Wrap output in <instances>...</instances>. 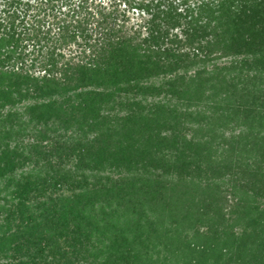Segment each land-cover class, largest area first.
<instances>
[{
	"label": "trees",
	"instance_id": "1",
	"mask_svg": "<svg viewBox=\"0 0 264 264\" xmlns=\"http://www.w3.org/2000/svg\"><path fill=\"white\" fill-rule=\"evenodd\" d=\"M0 1V264H264V0Z\"/></svg>",
	"mask_w": 264,
	"mask_h": 264
},
{
	"label": "rangeland",
	"instance_id": "2",
	"mask_svg": "<svg viewBox=\"0 0 264 264\" xmlns=\"http://www.w3.org/2000/svg\"><path fill=\"white\" fill-rule=\"evenodd\" d=\"M75 1H77V0H75ZM93 1H94L93 4L89 5V9L91 11L96 12L94 5L97 3H99L102 6L101 9L105 13L116 10V13L118 14L117 23L118 24L123 23V25H124L123 28H124V30L126 29V33L133 34V32L137 29L138 31H140L142 33V35L145 34V27H144L145 23L144 22L148 18V15L140 12L139 10L130 9L129 5H128V2H131V1L136 2V1H140V0H128V2L126 0H123V1L122 0H93ZM30 2H31V4H35L37 2V0H30ZM60 3L61 2L59 1L58 4L60 5ZM2 7H3V4L0 1V8H2ZM57 9H58L57 6H55L53 13H57ZM34 11L35 10H32V12H34ZM50 11H51L50 9H47L46 13H50ZM66 11H67V6H64V5L61 6L60 12L65 13ZM41 15H42V13L40 14V16ZM51 19H52L51 16L47 17L48 22H50ZM52 30H53V28H52ZM68 49H71L74 52L75 51L78 52L80 50L79 48H77L76 45L71 44L70 46H68L66 49L64 48V50H63V52L67 55H68V51H67ZM228 60L229 59L225 58V59H222L221 62H225V61L227 62ZM28 102L33 103V99L28 100ZM123 111L124 110H121L119 115H122L124 113ZM60 132L65 134V135L69 134L68 131L64 132L62 129ZM27 133H29L28 129L26 131V135L24 132L22 136H19L17 138L13 137V139L11 138L9 141L11 143H14V141L19 142V144L22 145L23 148L28 147L29 144H31V143H33V141H35V139L32 138L31 136H28ZM226 133H228V132H226ZM87 136L89 138H91L92 134L89 133ZM99 174L102 175L103 182H107V183H109L110 180L118 179L121 176V175H118L116 173L110 172L108 170L100 171ZM126 176H129V175H126ZM105 177H107V178L105 179ZM62 191L65 195L70 194L69 190L63 189ZM225 195H226L225 196V203H226V206L228 209L232 205V203L236 201V197H232L228 193H226ZM0 203H1V201H0ZM200 229L204 230L205 226L200 227ZM240 229H241V227H235V230L237 232H239ZM189 235H192V231H189Z\"/></svg>",
	"mask_w": 264,
	"mask_h": 264
}]
</instances>
